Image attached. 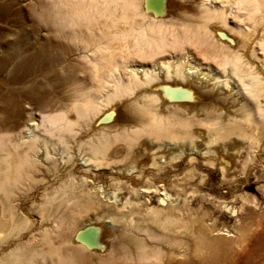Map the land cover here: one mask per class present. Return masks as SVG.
<instances>
[{
    "label": "bare ground",
    "instance_id": "6f19581e",
    "mask_svg": "<svg viewBox=\"0 0 264 264\" xmlns=\"http://www.w3.org/2000/svg\"><path fill=\"white\" fill-rule=\"evenodd\" d=\"M162 141L264 151V0H0V264L190 263Z\"/></svg>",
    "mask_w": 264,
    "mask_h": 264
},
{
    "label": "rangeland",
    "instance_id": "374dc122",
    "mask_svg": "<svg viewBox=\"0 0 264 264\" xmlns=\"http://www.w3.org/2000/svg\"><path fill=\"white\" fill-rule=\"evenodd\" d=\"M18 28H21V25L18 24ZM11 29L17 30L14 27ZM32 38L28 36L27 41H32ZM184 99L176 96L172 97L170 101L175 102ZM176 143L178 142L171 145L168 141L159 143V145L173 147L170 151L173 153L172 156L181 152L184 153L175 162L174 167L176 168H169L164 175L170 176L172 174L180 177L188 168L192 169L193 174L188 182L190 185L181 190V194L179 191L176 192L178 195H174L175 192L171 190L176 199L171 205L165 206L159 203L158 194L150 195L149 202L155 209L160 210V218L172 217L178 219L179 223H176L178 227L183 225L182 229L186 231L190 239L185 241L189 244L186 252L187 260L191 262L179 263L184 258L178 255L175 258L176 262L164 264H264V153H262L264 151L259 149H256L258 151L255 149L249 151V158H252V160L250 159L251 162L255 160L254 163H256L250 164V169L247 170L246 174L241 175L237 169L230 168L223 176L220 170V160L209 157L212 163L210 165L209 158L206 157L208 163H205L196 149L187 151L190 147L187 148L186 144ZM214 145L218 146V144ZM187 154L196 159L192 166L186 162L184 155ZM184 163H186L185 166ZM147 173L145 175L152 178L153 185L159 186L162 182L168 186L167 179L159 180L155 176L153 179V176ZM172 178L171 176L168 179ZM121 194L127 195L125 190H122ZM240 196L245 197L246 202L243 211L234 217L231 210H236L242 204ZM144 212L146 218L153 214V211L152 213L151 211ZM134 216L137 215H132V218ZM199 232H202L203 238L206 237L202 246L199 244ZM238 235L243 237L242 241L245 243L243 247H240V250L238 247L236 248L234 243L239 237ZM197 242L199 250L194 252V246Z\"/></svg>",
    "mask_w": 264,
    "mask_h": 264
}]
</instances>
